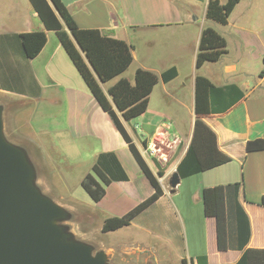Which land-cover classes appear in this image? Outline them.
<instances>
[{
	"label": "crops",
	"instance_id": "1",
	"mask_svg": "<svg viewBox=\"0 0 264 264\" xmlns=\"http://www.w3.org/2000/svg\"><path fill=\"white\" fill-rule=\"evenodd\" d=\"M79 28H96L108 37L124 40L132 62L119 76L103 84L106 90L120 77L133 83L137 68L160 75L175 67L177 75L159 79L149 95L147 109L123 124L152 172L163 194L139 213L124 230L131 242L165 247L173 260L206 256L207 264L235 263L237 247L233 193L226 196L228 248L216 246L215 222L203 210L202 190L218 184L234 185L236 200L248 216L250 236L245 247L264 248V149L247 151L246 143L264 138V0H240L224 25L205 17L207 0H61ZM226 0H220L224 3ZM213 27L227 43V52L215 62L196 67L201 31ZM43 31L46 42L33 58L23 56L16 34ZM207 77L215 86L235 84L243 97L221 113L203 117L215 132L218 147L232 160L181 178L171 188L191 141L195 114V78ZM0 96L20 106L44 101L52 128L42 134L61 142L91 144L89 168L100 152L116 155L127 180L111 182L96 202L106 217H122L149 197L153 188L133 158L109 115L101 109L83 78L59 43L44 27L29 0H0ZM59 111V112H57ZM40 147L48 150L43 140ZM94 143V144H93ZM86 148L85 146H83ZM173 222L176 226H173Z\"/></svg>",
	"mask_w": 264,
	"mask_h": 264
},
{
	"label": "trees",
	"instance_id": "2",
	"mask_svg": "<svg viewBox=\"0 0 264 264\" xmlns=\"http://www.w3.org/2000/svg\"><path fill=\"white\" fill-rule=\"evenodd\" d=\"M240 0H207L205 17L218 24H226L230 13ZM44 27L53 30L59 43L83 78L87 88L99 106L112 120L115 128L126 142L133 158L153 188V193L129 210L122 217H106L101 225L103 232L112 231L130 224L144 209L155 202L163 189L157 175L162 170L157 164L155 175L149 168L133 139L127 132L123 121L141 115L147 109L149 95L159 79L167 82L177 75L175 67H170L157 75L155 72L137 68L133 83L120 77L106 90L103 84L121 75L131 64L130 46L122 39L103 35L96 28H79L61 0H29ZM22 47L23 56L35 57L46 42L43 31L24 32L15 35ZM227 52L225 38L213 27L205 26L200 35L196 54V67L205 62H215ZM260 76L264 75V55L261 59ZM243 92L235 85L215 86L207 77L195 78L196 119L191 141L177 166L179 177L183 178L198 172L230 162L232 158L220 150L215 132L204 122L203 117L221 113L243 97ZM264 149V138H255L246 143L247 151ZM127 174L116 155L100 152L90 170L85 173L80 185L93 202L100 201L106 187L113 181L127 180ZM234 185L218 184L202 190L203 210L215 222L216 246L218 250L228 248L226 196L232 191L237 247L242 250L239 259L232 264H264V248L245 247L250 236L249 219L236 200ZM260 203L264 205V195ZM198 264H207L206 256L197 257ZM180 264H193V260L181 259Z\"/></svg>",
	"mask_w": 264,
	"mask_h": 264
},
{
	"label": "rangeland",
	"instance_id": "3",
	"mask_svg": "<svg viewBox=\"0 0 264 264\" xmlns=\"http://www.w3.org/2000/svg\"><path fill=\"white\" fill-rule=\"evenodd\" d=\"M45 106L42 100L34 107L20 106L0 96L3 137L24 151L32 169L34 189L61 210L55 224L74 242L88 247L92 256L101 255L105 264H180L167 258L163 246L134 244L123 229L118 232L101 230L100 205L93 202L80 185L90 170L92 143L61 142L55 135L42 134L52 128ZM37 140H43L49 149L44 150Z\"/></svg>",
	"mask_w": 264,
	"mask_h": 264
},
{
	"label": "water",
	"instance_id": "4",
	"mask_svg": "<svg viewBox=\"0 0 264 264\" xmlns=\"http://www.w3.org/2000/svg\"><path fill=\"white\" fill-rule=\"evenodd\" d=\"M0 113V264H105L101 255L92 256L88 247L74 242L55 224L61 210L32 186V169L24 151L3 137ZM30 180L31 189L25 186ZM180 177H169L174 188ZM51 216V226H40L42 216ZM62 233L72 244L61 246L50 239Z\"/></svg>",
	"mask_w": 264,
	"mask_h": 264
},
{
	"label": "bare ground",
	"instance_id": "5",
	"mask_svg": "<svg viewBox=\"0 0 264 264\" xmlns=\"http://www.w3.org/2000/svg\"><path fill=\"white\" fill-rule=\"evenodd\" d=\"M25 186L27 187V189H31V183L30 180L25 179ZM37 223L40 226H51L54 223V219L51 216H42L38 219ZM50 239L61 245V246H70L72 244V241L65 235H63L62 233H58V232H51L50 234Z\"/></svg>",
	"mask_w": 264,
	"mask_h": 264
}]
</instances>
